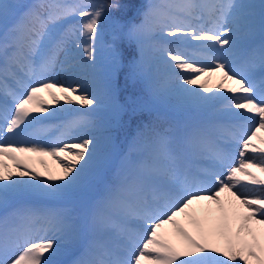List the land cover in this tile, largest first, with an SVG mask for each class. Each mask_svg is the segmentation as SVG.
I'll return each instance as SVG.
<instances>
[{"label":"snow or ice","instance_id":"6c2138e0","mask_svg":"<svg viewBox=\"0 0 264 264\" xmlns=\"http://www.w3.org/2000/svg\"><path fill=\"white\" fill-rule=\"evenodd\" d=\"M117 5L0 0V264H264V0H147L134 59L110 43L94 83L61 80ZM154 17L166 86L124 96ZM159 103L185 119L117 150L109 114Z\"/></svg>","mask_w":264,"mask_h":264},{"label":"rangeland","instance_id":"374dc122","mask_svg":"<svg viewBox=\"0 0 264 264\" xmlns=\"http://www.w3.org/2000/svg\"><path fill=\"white\" fill-rule=\"evenodd\" d=\"M23 2H31V0H23ZM66 2L83 4L88 3L89 0H66ZM90 2L94 5H99L113 3V0H90ZM153 2L163 7L167 4L179 3L180 0H153ZM261 2L262 0L259 3ZM119 4L120 7L110 10L100 23L101 35L97 40V49H102L105 67H108L113 59L110 43H115L125 63L135 58V44L129 42L123 35L132 25L139 24L142 21L144 11L147 8V0H119ZM163 11H168V9L163 7ZM71 23L78 25L80 18L74 17ZM160 23H163L162 17L146 19L143 26L135 33V38L140 44L142 53L139 71L143 73L144 80L131 84L122 79L121 86L124 96H137L146 100V83L150 82L154 87L159 88L166 86L167 74L162 67L158 66L157 61V50L168 39L160 33L158 26ZM114 36L121 37L117 41H112ZM81 40L83 41V38ZM176 47L182 50L186 49L185 45H176ZM86 63L88 64V62ZM112 112L114 113V109ZM154 118L162 124V127H167L172 123L182 122L185 116L180 112L173 111L165 103L148 104L141 113L135 116L130 114H121L120 116L109 114L108 127L116 149H126L137 127L141 124L153 123L152 120ZM52 134L55 135V133ZM78 207L83 210L85 207L84 202H80Z\"/></svg>","mask_w":264,"mask_h":264},{"label":"bare ground","instance_id":"6f19581e","mask_svg":"<svg viewBox=\"0 0 264 264\" xmlns=\"http://www.w3.org/2000/svg\"><path fill=\"white\" fill-rule=\"evenodd\" d=\"M253 1V2H252ZM261 0H243L245 3H254L259 5ZM98 45V44H97ZM77 52L76 59L73 62V66L69 68L67 72L60 73V79H68L70 82L78 80L79 83H94L99 76H101L107 69L103 62V52L102 49H97V63L93 67L87 60L84 59L82 51L74 50Z\"/></svg>","mask_w":264,"mask_h":264},{"label":"clouds","instance_id":"9594fccd","mask_svg":"<svg viewBox=\"0 0 264 264\" xmlns=\"http://www.w3.org/2000/svg\"><path fill=\"white\" fill-rule=\"evenodd\" d=\"M115 9H118V5L116 6V8Z\"/></svg>","mask_w":264,"mask_h":264},{"label":"trees","instance_id":"16d2710c","mask_svg":"<svg viewBox=\"0 0 264 264\" xmlns=\"http://www.w3.org/2000/svg\"><path fill=\"white\" fill-rule=\"evenodd\" d=\"M157 124H159V123H157Z\"/></svg>","mask_w":264,"mask_h":264}]
</instances>
